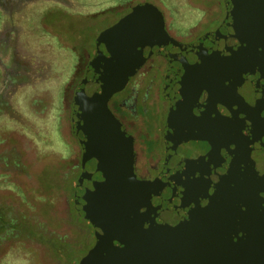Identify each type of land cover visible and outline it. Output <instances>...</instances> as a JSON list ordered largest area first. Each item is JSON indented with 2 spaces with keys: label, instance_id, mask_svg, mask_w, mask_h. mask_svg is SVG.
<instances>
[{
  "label": "water",
  "instance_id": "1",
  "mask_svg": "<svg viewBox=\"0 0 264 264\" xmlns=\"http://www.w3.org/2000/svg\"><path fill=\"white\" fill-rule=\"evenodd\" d=\"M190 42L137 4L98 33L74 88V209L94 242L77 264H264V0H222ZM166 60L160 170L140 178L109 98L151 55Z\"/></svg>",
  "mask_w": 264,
  "mask_h": 264
},
{
  "label": "rangeland",
  "instance_id": "2",
  "mask_svg": "<svg viewBox=\"0 0 264 264\" xmlns=\"http://www.w3.org/2000/svg\"><path fill=\"white\" fill-rule=\"evenodd\" d=\"M110 3L104 1L91 14L78 18L62 13L53 3H42L38 14L31 13L36 14L35 24H25L20 31L23 42L19 45L11 40L12 27L0 29V141L4 140L0 146V208L9 218L28 221L44 232L38 237L29 231L0 234V264H76L92 246L89 236L77 233L75 224H84L74 216L70 221L64 197L55 198L54 193L55 202L47 212L33 191L39 181L47 187L55 174H62L66 185L74 181L76 171L71 166L78 162L79 149L70 135L68 116L73 87L87 62L84 58L75 61V54L81 50L91 53L97 34L116 19L117 14L107 10ZM41 15L50 25L46 34L38 24ZM3 37L10 38L8 43ZM60 237L69 242L62 253L54 255L47 240Z\"/></svg>",
  "mask_w": 264,
  "mask_h": 264
},
{
  "label": "flooded vegetation",
  "instance_id": "3",
  "mask_svg": "<svg viewBox=\"0 0 264 264\" xmlns=\"http://www.w3.org/2000/svg\"><path fill=\"white\" fill-rule=\"evenodd\" d=\"M47 1L60 8L62 13H65L69 16L76 15V18H78V15H84V13L87 15L91 14L96 9H98V7H100L104 1L107 0H0V29L7 31L11 30L10 28L12 27L13 37L11 40L14 42L13 44L19 45L21 42H23L21 41L22 39H20V31L25 24H35L33 19H35L36 14L41 11L40 7L42 6L40 5H43L42 3ZM109 2L111 3L107 4V10L116 13L117 16L113 22L106 25L104 28H102V30L112 25L119 18L130 12L133 6L137 4L148 3L152 6H155L161 12L165 29L169 35L182 42L193 41L204 32L214 29L221 22L225 13L222 0H109ZM35 6H37L36 9H34ZM32 10L36 11L35 15L31 14ZM45 19L46 17H42L41 15L40 19L37 20L41 30L44 29L43 33H45V31L48 33L50 25L45 22ZM26 20L28 21L26 22ZM46 38L50 44H52L49 37L47 36ZM1 39L7 43L10 40L9 37H3ZM94 47L95 44L93 43L91 53H87L85 50H81V53L77 52L75 54V61H78L80 58L87 59L88 61L93 55ZM66 55L69 56L68 54ZM62 56L65 55L62 54L61 57ZM165 68L166 60L162 56L155 54L151 55L129 78L123 89L114 93L107 102L109 109L122 122L125 130L133 137L135 152L134 170L140 178H153L160 170L163 161L164 146L162 142V128L168 105V101L161 95V85ZM83 73L84 70L82 72V76ZM139 76L142 77L140 79H136ZM75 86L73 87V91ZM71 100L70 112L68 116L70 135L77 142L79 149L78 162L76 165H72L71 168H73L72 170L74 172L76 171V174H79L81 149L77 138L72 134L71 130ZM161 113L164 115V117H162L163 119H160ZM3 144L4 140L0 141V146ZM138 152H141L143 157L142 160L141 158L139 160ZM150 158H152V161H149ZM67 175H71L70 170L67 172ZM62 181H65V179H62ZM40 185L41 183L39 181L36 187H39ZM51 196L52 195L49 196L50 200L47 202V204L45 203L44 205L45 211L47 210V212L50 211L48 206L51 207V204L53 205L55 202V200H52ZM57 196L60 198L64 197L66 211L68 208V214H70V206L71 204L73 205L72 199H69V197L64 194H57L55 192V198H57ZM0 217H2L1 219L5 218L6 220L8 219L18 222V220H15L12 217L9 218L8 215L4 214L1 208ZM75 226L77 233L82 235L84 232L82 227L79 225ZM2 233L6 232H0V234ZM39 233L44 232L39 231ZM91 233L93 234L92 227ZM32 236H34V234ZM66 242L69 241L62 237L54 240H47L48 248L54 255L63 252L62 250L66 248ZM77 263L78 261L76 264Z\"/></svg>",
  "mask_w": 264,
  "mask_h": 264
},
{
  "label": "trees",
  "instance_id": "4",
  "mask_svg": "<svg viewBox=\"0 0 264 264\" xmlns=\"http://www.w3.org/2000/svg\"><path fill=\"white\" fill-rule=\"evenodd\" d=\"M78 173L74 175V181L71 182V180L68 182V184L66 185L65 181H62V176L59 174H55V176L52 175V180L50 182V184H47V187H45L44 185H40L39 187H36L33 191L34 196L36 198V200L38 202H43L44 204L41 206L42 208H44L45 203L47 204V202L50 200L49 196H51L52 200H54V193L56 192L57 194H64L66 196L69 197V199H72V193H73V186H74V182L75 179L77 177ZM71 176V175H70ZM41 183V182H40ZM45 192V193H44ZM45 194L47 196H45ZM79 221L78 223H83L84 226H81L79 224V226L82 227V229L84 230L83 234L80 235L82 237H86L89 236L92 241H93V235L91 233V226L88 223V221L86 219H84L73 207V205L71 204L70 206V221L71 218ZM2 217H0V232H6V233H13V232H18V231H29L30 233H34V235L36 237H38V233L39 231H37L33 225L28 222V221H12V220H6L5 218L1 219ZM73 224H75V222H71ZM87 224V225H85ZM76 225V224H75ZM90 233V234H88ZM50 242V241H49ZM66 245V244H65ZM67 246V245H66ZM57 247V246H56ZM59 248V247H57Z\"/></svg>",
  "mask_w": 264,
  "mask_h": 264
}]
</instances>
